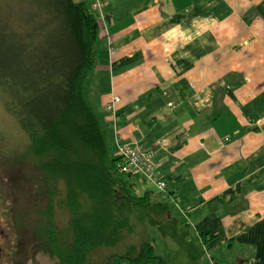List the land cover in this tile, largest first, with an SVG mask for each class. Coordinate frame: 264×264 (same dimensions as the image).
I'll return each instance as SVG.
<instances>
[{
    "label": "crops",
    "instance_id": "crops-1",
    "mask_svg": "<svg viewBox=\"0 0 264 264\" xmlns=\"http://www.w3.org/2000/svg\"><path fill=\"white\" fill-rule=\"evenodd\" d=\"M99 1L91 98L114 156L155 152V264H264V0Z\"/></svg>",
    "mask_w": 264,
    "mask_h": 264
},
{
    "label": "trees",
    "instance_id": "trees-1",
    "mask_svg": "<svg viewBox=\"0 0 264 264\" xmlns=\"http://www.w3.org/2000/svg\"><path fill=\"white\" fill-rule=\"evenodd\" d=\"M100 45L98 18L85 2L0 0V102L50 154L41 169L64 184L59 201L72 237L56 254L62 264H86L95 249L120 244L149 200L119 172L91 98ZM111 264H155L154 248L129 246Z\"/></svg>",
    "mask_w": 264,
    "mask_h": 264
},
{
    "label": "rangeland",
    "instance_id": "rangeland-1",
    "mask_svg": "<svg viewBox=\"0 0 264 264\" xmlns=\"http://www.w3.org/2000/svg\"><path fill=\"white\" fill-rule=\"evenodd\" d=\"M91 94L93 95V89ZM0 147L7 150L8 164L10 168H13L10 185H14L16 194L17 190L24 194L25 233H29L28 226L31 234H34L33 239L30 240V246L23 247L24 256L19 260L20 262L9 264H62V255L58 257L56 254L67 248L72 237L68 211L59 201V197L65 190L64 184L60 178L48 175L41 169L50 154L41 153L36 145L30 142L16 118L4 109L1 102ZM159 194L164 199L163 195ZM151 209L148 200L143 211L133 222L134 232L114 248L95 249L88 256L86 264H111V257L123 254L127 247H139L146 241L154 240L155 231L144 228V225L149 226L147 220L151 217L149 213ZM32 229L35 232H32Z\"/></svg>",
    "mask_w": 264,
    "mask_h": 264
},
{
    "label": "flooded vegetation",
    "instance_id": "flooded-vegetation-1",
    "mask_svg": "<svg viewBox=\"0 0 264 264\" xmlns=\"http://www.w3.org/2000/svg\"><path fill=\"white\" fill-rule=\"evenodd\" d=\"M12 178L7 150L0 147V264L19 263L24 256L23 247H29L34 237L28 226L29 233H25L24 194L18 190L15 193L14 185H10Z\"/></svg>",
    "mask_w": 264,
    "mask_h": 264
},
{
    "label": "built area",
    "instance_id": "built-area-1",
    "mask_svg": "<svg viewBox=\"0 0 264 264\" xmlns=\"http://www.w3.org/2000/svg\"><path fill=\"white\" fill-rule=\"evenodd\" d=\"M90 10L102 21V5L99 0H91ZM119 101L113 98V101L106 108L113 109V104ZM115 157L118 159L119 172L128 175L133 179H141L156 187L157 191L166 197L165 183L159 178L156 165L154 164L155 152L152 150L141 149L138 146H132L127 143L117 142Z\"/></svg>",
    "mask_w": 264,
    "mask_h": 264
},
{
    "label": "bare ground",
    "instance_id": "bare-ground-1",
    "mask_svg": "<svg viewBox=\"0 0 264 264\" xmlns=\"http://www.w3.org/2000/svg\"><path fill=\"white\" fill-rule=\"evenodd\" d=\"M122 174V173H121Z\"/></svg>",
    "mask_w": 264,
    "mask_h": 264
}]
</instances>
